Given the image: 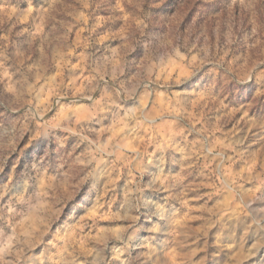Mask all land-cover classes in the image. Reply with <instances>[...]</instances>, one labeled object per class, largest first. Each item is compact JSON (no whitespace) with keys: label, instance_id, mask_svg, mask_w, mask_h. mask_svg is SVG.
<instances>
[{"label":"rangeland","instance_id":"1","mask_svg":"<svg viewBox=\"0 0 264 264\" xmlns=\"http://www.w3.org/2000/svg\"><path fill=\"white\" fill-rule=\"evenodd\" d=\"M0 264H264V0H0Z\"/></svg>","mask_w":264,"mask_h":264},{"label":"bare ground","instance_id":"2","mask_svg":"<svg viewBox=\"0 0 264 264\" xmlns=\"http://www.w3.org/2000/svg\"><path fill=\"white\" fill-rule=\"evenodd\" d=\"M134 240V238L132 239V241Z\"/></svg>","mask_w":264,"mask_h":264}]
</instances>
